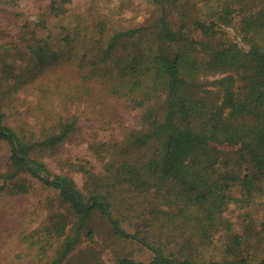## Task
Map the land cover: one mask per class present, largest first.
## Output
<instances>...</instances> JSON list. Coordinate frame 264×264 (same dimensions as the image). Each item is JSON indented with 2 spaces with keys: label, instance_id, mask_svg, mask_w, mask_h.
Here are the masks:
<instances>
[{
  "label": "trees",
  "instance_id": "1",
  "mask_svg": "<svg viewBox=\"0 0 264 264\" xmlns=\"http://www.w3.org/2000/svg\"><path fill=\"white\" fill-rule=\"evenodd\" d=\"M152 1L154 21L105 32L78 15L65 23L71 0H53L60 33L42 49L35 28L0 43V197L27 194L26 176L57 190L48 222L28 234L37 261L51 250L50 264H103L90 246L100 239L152 253L115 248L114 264H264V0ZM65 55L80 61L76 74L53 71ZM25 57L33 68L19 66ZM94 83L104 93L91 103ZM19 92L34 96V118L14 126L5 121ZM81 100L101 170L76 158L52 174L42 157L76 134ZM122 109L139 110L137 127L102 140Z\"/></svg>",
  "mask_w": 264,
  "mask_h": 264
},
{
  "label": "rangeland",
  "instance_id": "2",
  "mask_svg": "<svg viewBox=\"0 0 264 264\" xmlns=\"http://www.w3.org/2000/svg\"><path fill=\"white\" fill-rule=\"evenodd\" d=\"M52 1L0 0V43L10 42L18 38L22 40L21 34L24 30L27 31L23 32V35L29 36V31L35 28L41 36L35 45H39L42 49L44 41L47 40L49 42L55 38L54 35L60 33L59 28L61 24L59 23V18L49 13L48 8ZM67 12H69V15L63 18L65 23L78 15L85 18L86 23H91L93 19L100 21L105 32H110L115 29H126L138 23L152 22L156 18L155 4L152 0H71V4L67 7ZM39 16L47 18L46 27L39 28V25H36L39 22ZM22 26H26V28L22 29ZM12 57L13 59H17L14 56ZM79 63V60L65 55L53 67V71L58 70L59 72L60 70L62 73L63 71H69V74L72 75V67ZM19 66L33 68L28 57H25L19 63ZM51 75L52 73H49L45 78L49 79ZM42 77V74L38 75L35 81H40ZM88 88L93 89V91L90 95H84V97L91 103L97 99V96L104 93V90L100 89L95 83L91 84ZM33 97L32 94L26 97L24 93L19 92L15 102L7 108L8 115H6L7 119L5 122L16 126L23 124L22 122L24 121H31L34 118L30 110L34 106L32 101H35V99ZM81 102L84 103L86 101L81 100ZM12 106H14L15 110ZM80 108L83 112L80 113L82 115L80 119L81 123L76 134L69 137L64 146L56 150L55 153L42 157V161L52 174H67L69 168L68 161H74L76 158L87 159L91 161L95 169L101 170V163L88 148V141L86 139L88 134L93 130L88 126L97 125V123L89 120L91 118L87 114L86 103ZM120 113L122 115L123 125L119 127L114 125L112 129L99 131L102 140L122 139V134L128 128L135 129L137 127L139 110L122 109ZM84 114H86V118L83 117L85 116ZM15 118L18 121H14ZM5 150V145L1 144V170L5 162ZM72 177L76 187L82 190L81 174L73 173ZM25 178L32 185L31 190L27 194L21 196L3 195L0 197V229L2 237L0 243V264H5L12 260L16 261V259H20L19 264H50L54 257V252L50 250L45 260L37 261L38 258L32 252L30 253L27 244L29 231L48 222L46 200L48 196L55 195L57 190L47 187L39 179L32 176H26ZM90 246H94L96 252L101 256L103 264L115 263V248L122 253H128L129 256L137 260L148 261L152 256L149 250L139 248L131 242L123 244L114 241L109 245H103L100 239H97ZM73 256L71 258L69 256L62 264H75L76 259ZM83 257L82 255L81 258Z\"/></svg>",
  "mask_w": 264,
  "mask_h": 264
},
{
  "label": "water",
  "instance_id": "3",
  "mask_svg": "<svg viewBox=\"0 0 264 264\" xmlns=\"http://www.w3.org/2000/svg\"><path fill=\"white\" fill-rule=\"evenodd\" d=\"M43 175V173H41ZM44 176V175H43Z\"/></svg>",
  "mask_w": 264,
  "mask_h": 264
}]
</instances>
